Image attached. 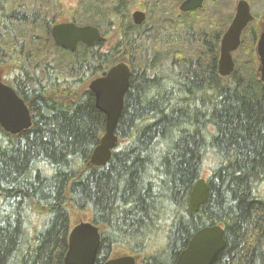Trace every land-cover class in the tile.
<instances>
[{
	"label": "trees",
	"instance_id": "trees-1",
	"mask_svg": "<svg viewBox=\"0 0 264 264\" xmlns=\"http://www.w3.org/2000/svg\"><path fill=\"white\" fill-rule=\"evenodd\" d=\"M96 8L86 7L89 20H73L103 29L99 19L106 16ZM56 10L54 0H0V74H14L4 80L32 115V126L18 134L0 126V264H64L69 199L75 209L90 210L101 228L97 264L118 247L141 255L140 264H175L194 233L213 225L223 227L227 241L217 264H264V84L256 21L240 46L250 60H236L232 74L221 76V39L233 17L220 3L206 1L139 38L123 15L109 24L107 41L80 43L75 51L53 41ZM123 57L131 79L119 142L108 163L96 166L90 160L106 115L85 84ZM167 61L171 70L163 73ZM58 65L67 76L60 77ZM210 156L209 198L193 211L189 195Z\"/></svg>",
	"mask_w": 264,
	"mask_h": 264
},
{
	"label": "water",
	"instance_id": "water-1",
	"mask_svg": "<svg viewBox=\"0 0 264 264\" xmlns=\"http://www.w3.org/2000/svg\"><path fill=\"white\" fill-rule=\"evenodd\" d=\"M204 0H185L180 9L193 11L203 6ZM248 0H239L236 13L222 36L218 72L229 76L235 69L234 52L242 43V34L250 22L255 20ZM145 19L143 12L134 13V21L141 23ZM55 45L75 51L80 43L93 47L97 42L105 41L98 27L75 22L60 23L52 27ZM256 52L260 65L258 76L264 84V29L259 35ZM131 67L125 60L111 66L104 75L91 80L89 89L95 95L96 107L106 115L105 133L95 147L90 162L104 166L110 160L113 150L119 142L116 128L122 115L125 95L130 87ZM0 126L11 134H18L32 126V115L28 104L16 90L4 81L0 74ZM209 198V185L205 177L199 178L189 195V205L198 211ZM101 244V228L91 221H82L71 228L69 249L64 264H97ZM227 246L222 226L213 225L199 229L180 253L175 264H217L220 254ZM103 264H140V258L133 253L112 256Z\"/></svg>",
	"mask_w": 264,
	"mask_h": 264
},
{
	"label": "flooded vegetation",
	"instance_id": "flooded-vegetation-1",
	"mask_svg": "<svg viewBox=\"0 0 264 264\" xmlns=\"http://www.w3.org/2000/svg\"><path fill=\"white\" fill-rule=\"evenodd\" d=\"M55 4L57 5V10L54 14L56 17V20L53 23L54 25L60 24V23H67V22H75L73 19L75 17V7L72 5L73 0H54ZM105 3L104 8H107V12L109 17H112V20L109 22V24H114L118 21L119 17L125 15L127 20H130L132 24L136 26H132L130 28V34L134 38L144 37L145 31L147 30H157L154 27L160 26L165 21L174 20L176 18H180L183 11H181L180 6L185 0H180L176 2L173 5V9L171 10L170 4L172 0H102ZM174 1V0H173ZM208 1V3L213 4V1L225 5V3L222 0H204V3ZM239 1V0H238ZM237 1V3H238ZM249 1V0H248ZM250 5L251 2L249 1ZM69 4V5H68ZM90 5V4H89ZM87 5L86 7H89ZM99 6V5H97ZM237 6V4H236ZM125 8L124 13H120V8ZM203 7V6H202ZM103 10L105 11L106 9ZM252 9V5H251ZM111 11V13H110ZM140 11L145 14V19L141 23H136L134 21V13ZM102 13V12H101ZM252 13L255 15V20L257 19V14H255L253 11ZM112 15V16H111ZM77 23V22H75ZM78 25H87V24H79ZM52 26V27H53ZM95 26V25H94ZM52 27L50 32L52 31ZM97 27V26H96ZM101 34L105 37H111L113 33L107 34L108 32L104 29H101L98 27ZM116 34V33H115ZM52 35V33H51ZM108 35V36H106ZM96 45V44H95ZM94 45V46H95ZM60 47V46H59ZM62 48V47H60ZM63 50H69L66 48H62ZM70 51V50H69Z\"/></svg>",
	"mask_w": 264,
	"mask_h": 264
},
{
	"label": "rangeland",
	"instance_id": "rangeland-1",
	"mask_svg": "<svg viewBox=\"0 0 264 264\" xmlns=\"http://www.w3.org/2000/svg\"><path fill=\"white\" fill-rule=\"evenodd\" d=\"M222 1L225 3V5L223 6V8L226 11L225 13L234 17V15L236 13V4H237L238 0H222ZM249 1L251 2V5H252V11L255 14H257V19L254 21H256V23L259 26V34H260L262 32V30L264 29V0H249ZM72 5H74V7H75V15H77L80 19H84V20L88 19L89 20L91 18V14L86 15V12H85L86 6L89 5V6H92L94 8L98 7L96 9H93L92 11L103 12L104 11L103 8L105 6V3L102 0H73ZM97 5H99V6H97ZM104 9H106L103 12L106 16V18H104L105 21L102 20V18H101V19H99V22H101V24H103V29L105 31H107L109 29L108 26H109V22L112 20V17L111 18L109 17L108 12H107V8H104ZM110 13H111V11H110ZM113 22H115V21H113ZM256 47H257V45L255 46V53H256ZM256 56H257V53H256ZM53 57H55V55L52 54L51 59H50L51 64L56 65V63L54 61L52 62ZM234 58H235V61L236 60H240V61L243 60V61L247 62L250 60V58L247 57V55H245V53L243 52L241 47H239L238 50H236L234 52ZM257 59H258V56H257ZM121 60H125L128 62L126 57H123ZM258 63L260 65L259 60H258ZM170 66H171L170 61L165 62L164 66L161 67V72L169 73L171 70ZM57 72L60 75V77H65L68 75V71L64 66L58 65ZM2 76H3V74H2ZM13 76H14V74H10L9 76H5L3 79H5V80L9 79L10 80L13 78ZM88 85H89V82L87 84H85V87L87 88ZM212 163H213V157L210 156L205 161L204 169L202 172L203 177H205V178L209 177V175L211 173L210 166L212 165ZM260 191L263 194V198H264V183L260 187ZM72 204H73L72 201L69 199L67 202V206L70 208V211H71V226H75L76 224L80 223L81 221H92L93 220V214L90 210L79 211V210L75 209V207ZM45 218L46 217L44 216L43 220H41V218L39 219L40 224H39V221L36 222L38 224V226L40 225V228H43V224H45V221L47 219V218L46 219ZM126 253H130V251H128L125 248L118 247L113 252L112 256H119V255H123ZM135 255L138 256V258H140V259L142 257L141 255H138V254H135Z\"/></svg>",
	"mask_w": 264,
	"mask_h": 264
},
{
	"label": "bare ground",
	"instance_id": "bare-ground-1",
	"mask_svg": "<svg viewBox=\"0 0 264 264\" xmlns=\"http://www.w3.org/2000/svg\"><path fill=\"white\" fill-rule=\"evenodd\" d=\"M4 9H6V8H4ZM33 10H34V9H33ZM6 11H7V10H6ZM102 45H103V44H102ZM105 122H106V121H105ZM40 126H41V125H40ZM52 164H53V163H52ZM52 164H51V165H52ZM45 166H46V165H45ZM80 166H81V165H80ZM49 167H50V166H49ZM92 167H93V166H92ZM102 167H103V166H102ZM95 168H96V167H95ZM102 169H103V168H102ZM42 172H43V171H42ZM82 173H83V172H82ZM46 176H47V175H46ZM257 188H258V187H257ZM151 194H152V193H151ZM36 196H37V195H36ZM52 196H53V195H52ZM52 196H51V197H52ZM148 196H149V195H148ZM40 197H41V196H40ZM51 197H50V198H51ZM1 199H2V198H1ZM1 199H0V200H1ZM35 200H36V199H35ZM45 201H46V200H45ZM45 201H44V202H45ZM58 201H60V200H58ZM35 202H36V201H35ZM42 202H43V201H42ZM60 202H61V201H60ZM60 202H59V203H60ZM23 205H24V204H23ZM23 205H22V206H23ZM37 205H38V204H37ZM47 205H49V204H47ZM23 207H24V206H23ZM44 208H45V207H44ZM39 210H40V209H39ZM43 211H44V210H43ZM53 212H54V211H53ZM25 214H27V213H25ZM28 214H29V213H28ZM168 214H169V213H168ZM21 216H22V215H21ZM30 216H31V214H30ZM169 216H170V215H169ZM42 217H43V216H42ZM23 219H24V218H23ZM43 219H44V218H43ZM41 220H42V219H41ZM200 223H201V222H200ZM26 224H27V222H26ZM39 224H40V221H39ZM145 228H146V227H145ZM173 229H174V228H173ZM42 230H43V229H42ZM39 231H40V230H39ZM160 231H161V230H160ZM165 231H166V230H165ZM28 232H29V231H28ZM142 233H143V232H142ZM161 233H162V231H161ZM181 233H182V232H181ZM34 234H35V233H34ZM149 234H150V233H149ZM144 236H145V235H144ZM146 236H148V235H146ZM173 236H174V235H173ZM140 238H141V237H140ZM179 238H180V237H179ZM163 240H164V239H163ZM147 241H148V240H147ZM147 243H149V242H147ZM178 246H179V245H178ZM169 247H170V246H169ZM144 250H145V249H144ZM150 250H151V249H150ZM151 252H152V251H151ZM148 255H149V253H148ZM150 255H151V254H150ZM150 255H149V256H150ZM144 256H145V255H144ZM142 261H143V260H142ZM162 262H163V261H162ZM164 262H165V261H164ZM236 263H237V262H236Z\"/></svg>",
	"mask_w": 264,
	"mask_h": 264
}]
</instances>
